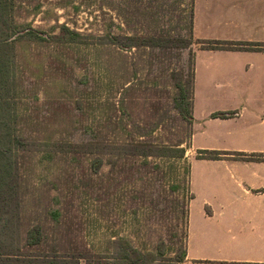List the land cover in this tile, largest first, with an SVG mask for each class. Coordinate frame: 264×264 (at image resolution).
I'll use <instances>...</instances> for the list:
<instances>
[{
	"label": "rangeland",
	"instance_id": "rangeland-1",
	"mask_svg": "<svg viewBox=\"0 0 264 264\" xmlns=\"http://www.w3.org/2000/svg\"><path fill=\"white\" fill-rule=\"evenodd\" d=\"M83 1L24 0L19 8V20L32 24L45 37L58 32L63 23L86 34L79 44L42 41L20 45L21 81L31 89L29 94L39 96L20 103L21 111L24 107L33 114L25 119L40 122L38 137L63 134L79 141L89 140L101 130L113 138L130 136L124 129L128 123L148 128L160 120L153 138L184 140L182 146L187 151L191 124L173 108L171 96L173 82L188 77L193 47L171 53L153 49L119 54L100 46L98 36L116 28L111 15L116 23L124 20L140 30L174 28L187 34L190 0ZM108 2L114 4L115 11L107 8ZM101 4L109 13L101 12ZM130 81L136 83L137 99L123 109L117 102L130 96L124 90ZM76 99L81 108H76ZM104 120H111L113 126H102ZM88 122L97 125L96 131L86 128ZM93 156L82 154L73 159L57 155L50 161L41 160L36 152L24 156L29 218L44 221V208H62L65 216L59 229L66 234L63 250L83 252L86 257L81 262H115L127 244L155 254L164 250L162 262L175 256L186 243L183 209L190 197L188 158L123 159L111 172V165H106L96 174ZM145 160L150 164L144 165Z\"/></svg>",
	"mask_w": 264,
	"mask_h": 264
},
{
	"label": "trees",
	"instance_id": "trees-1",
	"mask_svg": "<svg viewBox=\"0 0 264 264\" xmlns=\"http://www.w3.org/2000/svg\"><path fill=\"white\" fill-rule=\"evenodd\" d=\"M142 2L144 0H135ZM152 2V0H149ZM81 4L85 2L80 0ZM24 5V0H0V264H81V258L86 257L83 252H67L63 245L66 234L59 229L63 224L65 213L60 207L44 208L45 220L29 218L26 208V199L29 191L24 183L22 172L24 156L30 153L40 154L41 160H54L57 155L77 159L78 155L93 154L92 167L94 173H102L103 167L111 165L114 168L123 159L144 157L180 158L184 157L186 147L182 146L184 140H156L154 132L160 127V120L148 128L142 127L137 122L128 123L125 132L130 136L113 138L110 134L95 132L89 140H75L67 138L63 134L38 137V125L40 122L31 119L28 121L27 108L20 109V103L27 97H39L36 92L29 94L28 87L21 81L20 51L22 44L48 41L55 45H72L81 43L86 35L76 28H71L66 23L59 24L58 32H53L45 37L39 34L30 23L19 20V8ZM107 8L114 9V4L108 2ZM105 4L100 5L101 12ZM109 13V12H108ZM115 13V12H114ZM193 13L194 0H190L189 28L187 34L174 28L140 30L121 21L115 22L113 15L112 23L116 28L105 30L99 34V45L108 47L122 53L132 50L160 49L171 53L173 50L191 48L194 42L193 36ZM116 15V13H115ZM119 17L121 14L119 13ZM206 48L228 49H264L261 42H236L228 40H202ZM99 46V47H100ZM191 67L187 78H181L173 82L174 92L171 103L184 118L192 125V110L195 82V52L191 59ZM110 67V66H109ZM104 68L108 69V65ZM138 70L134 75L138 76ZM131 82V81H130ZM124 90L130 95L122 98L117 104L125 109L135 103L137 97L136 83L131 82ZM76 99V108H81ZM29 109V108H28ZM225 115L214 113L213 116ZM21 120L24 121L21 123ZM32 126H28V124ZM111 120H104V127H111ZM96 124L87 123L86 128L96 131ZM34 127V128H33ZM145 129V130H144ZM137 135H133L136 133ZM64 133V132H63ZM192 133V131H191ZM221 150H202L198 157L221 158L225 155ZM234 157L243 160H263L264 153L235 152ZM144 165L150 162L145 160ZM158 167V165H157ZM178 186H174V188ZM183 220L186 226L185 246L170 256L167 261L160 260L165 251L155 254L152 251L143 250L127 244L122 246V251L117 254L118 260L113 263H139V264H179L185 261L187 256L188 236V202L183 209ZM129 243V242H126ZM167 259V258H164ZM87 262H104L100 260H87ZM201 264H216L211 260H201ZM235 264H250L238 263Z\"/></svg>",
	"mask_w": 264,
	"mask_h": 264
},
{
	"label": "crops",
	"instance_id": "crops-1",
	"mask_svg": "<svg viewBox=\"0 0 264 264\" xmlns=\"http://www.w3.org/2000/svg\"><path fill=\"white\" fill-rule=\"evenodd\" d=\"M195 82L187 256L179 264H264V49L206 48L202 40L264 43V0H194ZM225 115L213 116L214 113ZM221 150V158L198 157ZM81 264H139L81 262Z\"/></svg>",
	"mask_w": 264,
	"mask_h": 264
}]
</instances>
